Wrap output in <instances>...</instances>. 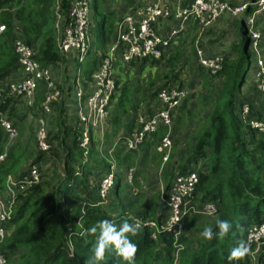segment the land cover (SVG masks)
<instances>
[{
    "label": "trees",
    "instance_id": "16d2710c",
    "mask_svg": "<svg viewBox=\"0 0 264 264\" xmlns=\"http://www.w3.org/2000/svg\"><path fill=\"white\" fill-rule=\"evenodd\" d=\"M106 2L107 0H91L90 31L93 41L83 65L85 87L106 55V47L114 36L119 18L118 12L105 7ZM73 4V0H0V23L6 24L7 27L0 34V80L10 74L19 63L18 55L11 48L14 46L13 37L16 35L24 37L25 43L34 51V59L41 66L51 67L64 59L55 42V6H59L60 12L67 19ZM255 8L250 5L245 14L254 12ZM244 27L241 26L240 37L232 45L236 57L225 56L223 70L217 76L210 74L203 67L196 68L202 82L207 86H218L215 100L199 121L194 149L188 159L179 166L176 173L174 165L163 169L166 196L179 174L196 171L199 182L189 199L190 206L200 208L212 202L217 205L215 218L203 223L199 231L211 227L215 233L218 219L229 221L232 228L227 236L220 238L215 235L212 240L198 237L196 230L192 231L191 228L202 221L204 216L213 215L191 211L183 219L184 233L180 239L185 247L180 253L178 264H181V258L189 260L184 264H264V239H261L262 246L257 252V245L249 241L250 227L264 225V132L254 127L247 118L243 120L242 107L246 102L236 97L237 91L241 92V86L245 82V76L242 77L252 61L251 51L245 44L250 38V33L247 31L245 35ZM170 47L171 45L167 48V53L171 52L168 50ZM192 54L194 50L189 46L176 51L173 58H185V64H188ZM156 60L134 59L125 70L137 63L150 62L152 65ZM171 71L174 76L171 77V73L165 75L169 80L167 79L164 86H173L179 79L178 70ZM121 77L122 74L116 73V90L110 104L114 99L117 100L115 96ZM46 84L43 81L39 83L37 101L44 100L47 93ZM151 84L153 85V82ZM176 86L184 87V83L180 82ZM191 86H194V81ZM256 87L254 85L251 88ZM124 89L125 87L122 90ZM161 90L162 87H158L153 91V96H157ZM10 98L5 99L0 106L3 112L7 111ZM188 101L189 98L186 97L177 108V113L180 114L178 121L181 120ZM138 108L139 105L136 104L133 110L137 111ZM251 108L249 119L261 120L263 110L256 109L253 105ZM59 109V131L49 135L50 148L46 151L40 149L37 156L31 155L33 162L38 165L39 182L18 192L13 205L9 204L12 206L11 215L7 217L8 214L3 213V221H0V227L9 230L6 238L0 241V254L5 260L2 264H125L113 250H106L103 260L95 261L92 248L99 230L90 234L89 227L105 219L117 226L124 220L132 224L135 216L162 225L168 219V208L165 207V210L157 215L162 201L159 195L151 196L150 200L145 202L144 193H140L137 198L129 197L127 201L123 194L121 196L122 176H118L113 190L114 198L111 197L107 204L98 205L101 182H98L95 176L99 169H107V162L100 157L98 150L92 151V145L90 157L94 167H86V170L79 172L83 155L79 123L72 125L64 107ZM128 111L129 107L123 106L122 109L112 112L107 121L112 126L109 138H114L121 132L122 115ZM149 111L152 109L149 108ZM10 113L14 116V107H11ZM133 128L127 130V135H131ZM166 129V126L161 125L146 135L137 150H126L124 143L117 148L115 156L121 168L137 165L134 178L137 184L139 178L142 183V178L147 177L145 167H149L153 161L158 162L157 165L162 162L163 153L158 152V146L165 136ZM91 143L94 144V132ZM28 156L27 147H22L19 141L11 150L9 158L0 166V184H3V188L5 178L21 172ZM42 161L53 163V166L47 168ZM28 169L21 173L26 174ZM11 199L13 198L9 200ZM132 210L134 211L131 212ZM135 228L134 235L128 234L129 239L137 245L133 264L173 263L172 232L162 231L154 238V226ZM189 234H195L196 237H192L194 240L189 238ZM242 241L247 245L248 252L242 258L229 262L228 253Z\"/></svg>",
    "mask_w": 264,
    "mask_h": 264
},
{
    "label": "built area",
    "instance_id": "2783aa9c",
    "mask_svg": "<svg viewBox=\"0 0 264 264\" xmlns=\"http://www.w3.org/2000/svg\"><path fill=\"white\" fill-rule=\"evenodd\" d=\"M255 6L253 16L248 19V30L252 36V47L259 58V79L258 84L260 90L264 93V63L260 60V52L258 49L260 35L254 29V23L257 15L264 12V0H255L254 2H246L233 8L224 0H173L171 5L167 0H151L149 4L142 8H131L119 20L117 24L116 40L110 48V55L102 61L99 69L93 75L92 90L88 93L86 100H83V89L78 85L80 119L82 123V131L80 135V146L83 149L84 159L87 161L90 153L92 132H97L105 126L108 106L111 98L116 90V80L113 72V53L120 52L122 60L130 63L134 59L153 58L159 59L167 51V48L187 27L191 20H195L203 32L215 20L219 19L224 12L230 10L234 15L244 13L248 7ZM91 13L90 4L87 0H75L71 8L67 25L63 28L61 39L58 41V49L62 54L72 53L76 58L83 62L87 53L91 48ZM174 18L175 25L163 35L159 32L158 24L162 19ZM62 16L58 14L57 28H60ZM5 24H0V34L6 30ZM198 41L196 46H198ZM15 52L19 58V65L28 76L21 81H15L11 84L7 96H32L37 88L38 81L45 79L49 82L50 92L46 98L45 108L49 109L48 103L58 98L60 90L51 79L48 70L43 69L34 59V51L25 42L16 40L14 42ZM201 65L207 68L212 74H216L223 68L222 58H207L202 49L198 50ZM4 92L0 89V105L3 101ZM186 93L179 87L163 89L159 93V98L163 101L164 106L150 118L141 117L142 129L132 133L124 140L128 149H136L144 140V137L157 129L160 124L170 126L171 118L175 109L179 106ZM249 107L244 108L247 113ZM0 122L6 127V131L10 134L14 133V127L3 118V112L0 110ZM256 128L264 132V122H253ZM253 125V126H254ZM254 126V127H255ZM43 127V126H42ZM38 146L41 150L46 151L50 148L49 137L47 131L44 130L38 137ZM172 148V137L166 134L162 139L158 150L163 153V161H167L170 157ZM3 155H0V165L3 161ZM80 172V171H79ZM40 174L38 165L33 163L30 165L28 172L19 178L9 176L8 186H15L19 192L26 190L28 187L39 182ZM199 182V176L196 171L179 174L169 191L168 196L162 192V201L168 208V219L162 225H157L153 221L144 220L140 217H134L133 225L145 226L152 225L155 227L153 237L162 231H170L173 234L174 244V261L171 264H178L181 251L184 249V243L181 236L184 233L185 215L191 211L205 215H213L218 211L215 203H207L200 208L190 206V198L195 191ZM116 187V171L111 166L108 174L102 178L100 184V201L97 204H107L113 197V190ZM12 195L11 198H15ZM12 199V200H13ZM2 204L0 198V205ZM11 205V203L9 202ZM7 206H3V210ZM0 211V221H3L4 211ZM9 217L11 213H7ZM0 236L4 237L3 228L0 227ZM262 236V237H261ZM264 239V225L255 226L250 231L249 241L259 242ZM259 251V248L255 252ZM4 261L0 254V264Z\"/></svg>",
    "mask_w": 264,
    "mask_h": 264
},
{
    "label": "crops",
    "instance_id": "0c3cea01",
    "mask_svg": "<svg viewBox=\"0 0 264 264\" xmlns=\"http://www.w3.org/2000/svg\"><path fill=\"white\" fill-rule=\"evenodd\" d=\"M73 1H75V0H73ZM87 1L90 4V13H91L90 17H91V20H92L91 0H87ZM224 1H227L229 3V5L231 7H233V8H235L238 5H241L243 3H246V2L252 3V0H224ZM150 2H151V0H137V1L133 2V3L130 2L129 7L127 9H125V11L123 13H121L119 15L118 21L116 22V29H115L114 36L112 37V40L110 41V43L106 47V55H105L104 58H106V57H108L110 55V48L112 47L113 43L116 40L117 24H118L119 20L131 8H134L136 10L138 8H142V7L146 6ZM55 8H56V12H55L56 21L54 23V31H55V35H56L55 42H56L57 49H58V41H59V39H61V33H62L63 28L67 25V22H68V19H69V15H68V18L66 19L63 16V14L60 12L59 6L56 5ZM70 11H71V9H70ZM245 12L240 14V15H234L230 10H227L226 12H224V14L219 19L215 20L210 26H208L204 33H202L200 31L199 24L195 20H191L187 24L186 29L179 36H177V38L172 42L171 47L168 50L177 49L176 51L178 52L180 49L181 50L184 49V48L186 49V48L189 47L191 40L187 41L188 39H185V37H202L204 35L203 36L204 38L202 40L203 47L200 44H199V46H196V44H195V47H194L195 54H194V56H192L191 61L193 62V60H194L196 67H198V66L203 67L206 71L210 72L207 68H205L200 63L198 50L199 49H203L202 51H203L205 57H207V58L221 57L222 58V64H223V67H224L225 56H231L232 58L236 57V53H235V50L233 49V46L227 49L226 45H220L218 48H216V51H215L216 53H215L213 51V49L211 48V46L207 47L205 45V42H204L205 37L209 36V37H214L215 39H217V37H220V35L222 34V32L225 29V27H230L231 25H233L234 30L236 31L237 37H240V29H241V27L238 26L240 24V22H241V24H240L241 26H245L244 27V34L246 35L247 31H249L247 29L248 28V24H247L248 19H250L253 16L254 13L251 12L250 14H245ZM58 14H60L62 16V18H61L62 20H61V23H60V28H57V26H56L57 19H58ZM69 14H70V12H69ZM245 15L247 16V19H244ZM261 17H264V13L263 12L261 14L257 15V17L255 19L254 26L256 25V27L259 28L260 34L263 35V29H260L261 27H260V22H259V19H261ZM174 23H175V20L172 17L170 19H162L161 22L158 24L159 32L161 34L165 35L169 31V29L175 25ZM0 24H3V23H0ZM17 37H19V36L16 35V36L13 37V38H15L14 42L18 39ZM261 37H263V36H261ZM261 37H260V40H261ZM91 39L93 41V37H91ZM211 40H214V39H211ZM247 40H249V46L247 48L250 49L251 54H252V61L250 63V66L248 67V70L252 66H254V79H253L252 84L249 85L247 88H245V82L243 83L242 86L241 85L240 86H241L242 94H244L243 87L245 89H248V88L249 89H253L251 87L254 86V85L257 86L255 88L257 90V92H256V95H255L256 102H253V101L252 102H247L244 99H241L240 96H238L239 99L244 100L246 102L243 105V107H242L243 108V110H242V118H243V120H246V118H247V120H249V115H250V112L252 110L251 106L253 105L254 108L263 110V118L261 120H258V121L259 122H264V95L262 94V92H261V90L259 88V84H258L259 71H260L259 58H258L257 54L254 52V50H253L252 37L250 36V38H248ZM245 44H246V42H245ZM91 45H92V42H91ZM260 46L262 48V56H263V59H264L263 46L261 45V43L259 41L258 49H259ZM11 48H12L13 52L16 53L14 46H11ZM206 48H207V50H206ZM58 51H59V49H58ZM166 54H167V51L165 52L164 55H166ZM62 55H63L64 59L59 64L52 65L51 67H43V66L40 65L43 69H46V70L49 71V73L51 75V79L53 80V82L57 86V88L60 90V95L58 96V98L53 100V101H51L50 103H48L49 109H46L45 105L47 103L46 102V98L48 96V93L50 92V87H49V82L47 80H45V79H42V80L38 81L37 88L35 90L34 95H32L30 97L26 96V95L13 96V97L10 98L11 101H10V104H9V106L7 108V111H4L5 112L4 113L0 109L3 112V115H5L8 119H10V117H9L10 115H11V117H13L12 116L13 114L10 113V109H11V107H14V109L16 111L15 114H14V115H16L15 118H14L15 119V124L20 125L21 128H22V131H24V126H25L24 124H25L26 119H23L24 115L21 113V110L25 106L28 107V108H32V113L38 114L37 117L35 116L36 117L35 127L37 125V128H38L40 123H41L42 126L47 131L48 137H50L53 133H57L59 131V129H58L59 118H60V116H59V110L60 109L59 108L61 106L64 107L66 115L68 116L69 122L72 125H74V126H76V123L78 122L79 124L78 123L77 124L79 126V130L82 131L83 126H82L81 119H80V114H79L82 104H79V97H78V94H77L78 93V85L80 84L82 89H83V91H84L83 92L84 95H83L82 99L86 100L88 93H90V91L92 90V85H93V82H94V79H93V75L94 74L92 75L91 80L87 81V84H86V87H85L84 86L85 79L83 77V72H84L83 65H84L85 60L83 62H80L76 58V56L73 54V52L69 53V54H62ZM120 56H121V54H120L119 51L113 53V61H114L113 62V64H114L113 65V67H114L113 68V72H114V76L116 75V73L122 74L121 80H120V82L118 84V88L120 87V93L117 96V100L114 99L111 102V104H109V106H108V110H107L108 115H107L105 126L102 129L98 130L97 132L93 131L94 132V144L91 143V145H90V153H92L91 152V146L93 145L92 151L93 150H98L100 157L105 159L106 162H107V169H99V171H97L98 173L96 174L95 178L98 179V182H101L102 178L105 177L108 174V172L111 169V166H113V168L116 171V183L118 181V176H122V187L123 188H122V191H121V196L123 194V198H125L128 201L129 197L137 198V196L140 193H144L142 190L145 187H144L143 183L140 182L141 181L140 178L138 179L139 180V184H137L134 181L135 171H136V166L137 165L133 166V167H127V168L126 167H124V168L120 167V165L118 164V160H117V158L115 156L116 150H117L118 147L122 146L123 143H124V140L127 137H129L130 134L127 135V130H129L130 127L133 128V124H134V128H133L132 133H134V132H136V131H138L140 129V127H141V117L142 116H144L145 118L152 117L155 113H157L160 109L163 108L164 103L159 98V94L157 96H152V99L149 98L147 103H146L145 100H143L141 104H139L140 101H141V98L138 99L139 102L137 101V99H134L132 101L129 98V92H130V89H131V83H129V82L133 81L134 78H135L133 76V73H134L133 70H135L137 68L136 72H139V71L141 72V71L145 70L144 66L146 64L147 65L150 64V62H146L144 64L137 63L136 65H132L129 69L125 70L126 66L129 63H126L123 60H121L122 58L120 59ZM104 58H103V60H104ZM184 60H186V59L184 58ZM222 70H220L216 74H212L211 72H210V74L217 76ZM248 70L245 73V75H243V77H242V78H244V76H245V78H244L245 81H246V75L248 73ZM53 71H54V73H53ZM196 71H197V69L195 70V72ZM27 76L28 75L24 73V71L22 70V68L20 67V65L18 63L17 67L15 69H13V71L10 74H8L7 76L3 77L0 80V89H2L3 92L5 93L2 100L5 101V99L10 97V96H7L6 93L9 91V88H10L11 84H13L15 81H21L24 78H26ZM41 81L47 83L46 84V92L47 93L45 95L44 100L37 101V92H38L37 89L39 88V83ZM191 82L189 83V86L192 88ZM177 84L178 83H175L173 86L161 85V87H162V90H163V88L164 89H170V88H165V87H171V88L179 87V86H176ZM124 87H125V89L122 90ZM179 88L183 89L185 91V93H186V96L182 99L181 103L179 104V106H180L182 104V102L184 101V99L187 97L188 90H187V87L185 86V84H184V87H179ZM138 90H139V88L137 87V89L134 90V91H138ZM13 99L16 100V101L13 102L14 101ZM3 101L1 102V105H2ZM259 102H260V104H258ZM136 104L139 105V108H138L137 111L133 110V107L136 106ZM123 106H126V108L129 107V111L127 113H125L124 115H122L123 116V118H122L123 119V129L121 130L120 133L117 134L116 137L109 138L108 135L111 134V132H112V126H111V124L109 122L107 123V121H108V119L111 118V114H112V112L114 110L122 109ZM246 106H248L250 108L249 112H247V113L244 112V108ZM149 108H151L152 111H149ZM24 111H27V110H24ZM73 115H74L75 119L71 118V116H73ZM41 119L44 120V121H41ZM253 120H257V119L253 118ZM161 125H164V124H160L158 126V128ZM164 126H166V128H167L166 132H165V134H166L170 130L171 127H168V125H164ZM0 127L2 128L0 131L4 130L5 133H6L7 139H8V143H4L2 148H1V150H0V155H6V158H4V161H2V163H3V162H5V160H7V158H9L11 150L13 149V147H15V146H13V143H15L16 141H14V142H10L9 141V136L7 134V131H6L5 127L3 125H1V122H0ZM33 131H35V129ZM93 132H92V139H93ZM148 134H150V133H148ZM19 136H21L23 138V134L22 133L19 134ZM35 138H36V136H35ZM19 141L17 142V144L19 143ZM124 145H125V143H124ZM22 147L26 148V146H24L23 143H22ZM36 148L38 149V151H40L39 146H38V139L37 138H36ZM29 149L32 150L31 149V145L29 146ZM126 150H131L132 151V150H135V149H127L126 148ZM82 151H83V149H82ZM158 152H160V151L158 150ZM90 153L88 155L87 161H85V159H84V154L82 155V159L80 161V163L82 165L78 168V170L80 172L84 171V169L86 167H94V164H93V162L91 160V157H90ZM29 154H31V151H30V153L27 152V155H29ZM33 163L34 162L32 161L31 164H33ZM42 163L44 164L45 162H42ZM31 164H29V165H31ZM162 165H164V162L162 163ZM44 166H46L47 168H50L51 166H53V163L52 164H45ZM29 167L30 166H28V168ZM147 169H148V167H145L146 172H147ZM26 170H24V171H26ZM21 172H18L16 174L8 175L6 177V181H4V188H3V184L2 185L0 184V192L2 194V195H0V198H1V196L3 198V194H4L5 198H6L7 197V192H8L7 190H11L12 189V187L8 186V177L11 176L13 178H19L22 175H24ZM161 179H163V181H164V185H163L162 189L161 190L157 189L156 190L157 192L154 195H152V196H158L159 195L161 197L162 192L164 191V187L166 185V179L163 177V178H160L159 180L155 179V181H154L155 182L154 183L155 187L158 188V184H159ZM172 182L173 181H171V183ZM144 197H145V199H144L145 202L149 201L150 198H151V197L147 198L145 193H144ZM2 198H1V201H2ZM10 198H8L6 200V202L4 204L5 206L9 205V199ZM113 198H114V194H113L112 199ZM163 210H165V207L163 209H161V210H159V207H158L157 215H160ZM130 215H132V213H130ZM132 216H134V214Z\"/></svg>",
    "mask_w": 264,
    "mask_h": 264
},
{
    "label": "rangeland",
    "instance_id": "374dc122",
    "mask_svg": "<svg viewBox=\"0 0 264 264\" xmlns=\"http://www.w3.org/2000/svg\"><path fill=\"white\" fill-rule=\"evenodd\" d=\"M135 1H137V0H107V2L104 4H105L106 8H111L112 10L118 12V14L120 15L121 13H123L125 11V9H127L129 7L130 2L133 3ZM167 1L171 4L173 0H167ZM244 19H247L246 15L244 16ZM259 22H260V27H261L260 29H263V35L260 34L259 28H257L256 25L254 26V29L256 30V32L259 33L260 37L263 36V37H261V40L259 38V41H260L261 45L263 46V50H264V17H261V19H259ZM240 24H241V22H240ZM240 24L238 26L241 27ZM205 31H206V29L202 33H204ZM203 36L202 37H185V39H188L187 41L191 40L189 46H190V48H193V50H194V47H195V44L197 43V41L203 47V45H202V40L204 38ZM250 36H251V34H250ZM17 38H18L17 40H20L23 42L26 41L24 39V37H22L21 35ZM211 39H214V40H211ZM238 39H239V37H237L236 31L234 30L233 25H231L230 27H225L222 34L220 35V37H217V39H215L214 37L208 36V37H205L204 42H205V45L207 47L211 46V48L215 52L216 48H218L220 45H226L227 49L232 47V45L236 41H238ZM199 44H198V46H199ZM176 50L177 49L170 50L171 52L167 53L164 57L162 56L161 58L157 59L156 62H154L152 65L146 64L144 66V69L146 71L143 70L141 72L140 71L136 72L137 68L135 70H133V72H134L133 76L135 78L133 81L129 82V83H131L129 98L132 101L134 99H137L138 102H139L138 99L141 98V101L139 104H141L143 100H145L147 103L149 98L152 99L153 91L156 90L161 85H164L167 82L168 78H166L165 75L171 73V77L174 76V72L171 71L172 69H176L179 72V79L177 80V82L176 81L175 82L176 83L183 82L185 84V86L187 87V90H188L187 97L189 98V101L187 103L186 110L181 117V120L178 121V119H177V117L180 114L177 113V109H176L175 112L173 113V116H172L173 119L171 118L170 126H168L171 128L166 133V134L169 133L170 136H172L173 146H172L171 151H170V157L165 162L163 160H162V162L159 161L160 162L159 165H157L158 162L156 163L153 161V163H151V165L147 169V172H146L147 177L142 178V183L145 187L142 191L145 193L147 198H150L152 195H154L157 192L156 191L157 189H159V190L162 189V187L164 185L163 179L160 180V182L158 184V188L155 187L154 181H155V179L159 180L160 178L164 177V171H163L164 168H167V167L169 168L171 165H174L173 169L176 173V172H178L179 166L184 164V162L190 156V152L194 149L195 139L197 137V132H198V128H199V121L202 119L203 116H205L204 115L205 112L208 111V109H210L208 106L214 102L216 91L218 89L217 85L207 86V84L204 81L203 82L205 85L203 84L202 78H201L199 72L198 71L195 72L197 67L195 65L194 60H193V62L190 61L188 64H185L184 58H181V59L180 58H177V59L173 58ZM206 50H207V48H206ZM259 52H260V60L264 63L261 46L259 47ZM194 54H195V52H194ZM194 54H192L191 57L194 56ZM53 73H54V71H53ZM253 79H254V66H252L248 70V73L246 75L245 88H247L249 85L252 84ZM191 81H194V86H192V88L189 86V83ZM152 82H153V85L151 84ZM137 87L139 88V90L134 91L137 89ZM245 88L243 87L244 94H242V91L240 92V90H239V91H237L236 97L238 98V96H240L241 99H244L247 102H252V101L256 102L255 95H256L257 90L256 89L253 90V89H249V88L245 89ZM119 93H120V87L117 89V93H116L115 97H117L119 95ZM262 94L264 95L263 92H262ZM258 104H260V102ZM24 110H27V111H24ZM21 113L24 115L23 119H26L25 124H24L25 125L24 131H22V128L20 125L15 124L14 118L16 115H14L13 117H11V115L9 116L12 121L10 119H8L5 115H3V118L7 122L10 123V126H13L15 129L14 133H12V134L7 132L8 136H9V141L10 142L16 141L15 143H13V146H17V142L20 140L23 143V145L27 147V152L30 153V151H31V154H29V156L27 157V160L25 161L24 166L22 167L21 171H24L28 168L29 164L33 161V158L31 157V155L34 154L37 156L40 152L36 148V138L38 139L40 133H42V131L44 130V127H42L41 123H40L38 128H37V125L35 127V121H36V117L38 116V114L32 113V108H28L25 106L21 110ZM71 118L75 119L74 115L71 116ZM41 121H44V120L41 119ZM249 121L252 125H254L253 122H259L258 120H253V119H249ZM1 125H2V123H1ZM142 126L143 125L141 123V127L139 130L142 129ZM1 129L2 128L0 127V130ZM5 129H6V127H5ZM34 129H35V131H33ZM21 133L23 134V138L21 136H19V134H21ZM34 135L36 136V138ZM4 143H8V139H7L5 131L3 130L2 132H0V150H1ZM30 145H31L32 150L29 149ZM50 155L52 156V154H50ZM4 158H6V155H3V159ZM179 159H180V161H179V163H177L176 161H178ZM43 160H44V158H43ZM42 162H44V161H42ZM163 162H164V165H162ZM44 164H47V161H45ZM5 181H6V178H5ZM54 181L56 183V180H54ZM7 191L8 192H7L6 198H5L4 194H3V198L1 196L2 204L0 205V211L3 210V206H4V204L8 198L12 197V195L18 194V192H19L15 186H13L11 190H7ZM0 195H2L1 192H0ZM14 199L9 200V202L12 203V205L14 203ZM11 209H12V206L8 205L7 209H5L3 211L5 213H9V212L11 213L12 212ZM133 211L134 210H132L131 212H133ZM217 212L215 214H213L212 217L204 216L202 218L203 222L200 221L196 226L191 228L192 231L196 230V232H195L196 236H198V237L201 236L200 235L201 231H199L200 227L202 226L203 223H207V222L212 221L215 218ZM115 216H117V214H115ZM203 227H205V225ZM252 229H254V228L250 227L249 230L252 231ZM3 231H4V237L0 236V241L4 240L7 236V231L5 229H3ZM187 231H188V229H187ZM195 234H192V235L189 234V238L194 237ZM192 239L194 240V238H192ZM252 244L253 245L256 244L257 248H260L262 246V242H260V241L254 242ZM188 261L189 260H187L186 258H181V264H184Z\"/></svg>",
    "mask_w": 264,
    "mask_h": 264
},
{
    "label": "clouds",
    "instance_id": "9594fccd",
    "mask_svg": "<svg viewBox=\"0 0 264 264\" xmlns=\"http://www.w3.org/2000/svg\"><path fill=\"white\" fill-rule=\"evenodd\" d=\"M232 225L227 220L216 221V232H213L211 227H205L200 235L206 240H212L215 235L217 238L227 236ZM95 244L92 248V253L95 261L103 260L106 250L115 251L116 255L125 261V264H133V258L137 251V245L129 239L128 234H135L136 228L127 220L122 221L119 226L110 220H101L97 225L90 226L88 232L90 234L97 233ZM248 252L247 245L242 241L240 244L228 253V261L242 258Z\"/></svg>",
    "mask_w": 264,
    "mask_h": 264
},
{
    "label": "water",
    "instance_id": "95a60500",
    "mask_svg": "<svg viewBox=\"0 0 264 264\" xmlns=\"http://www.w3.org/2000/svg\"><path fill=\"white\" fill-rule=\"evenodd\" d=\"M249 46V40L246 41V47ZM165 207V203L163 201L160 202L159 210L163 209Z\"/></svg>",
    "mask_w": 264,
    "mask_h": 264
}]
</instances>
